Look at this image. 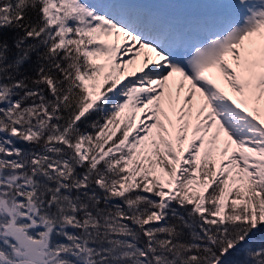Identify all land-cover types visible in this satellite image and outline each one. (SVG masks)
I'll return each instance as SVG.
<instances>
[{
    "label": "snow or ice",
    "instance_id": "1",
    "mask_svg": "<svg viewBox=\"0 0 264 264\" xmlns=\"http://www.w3.org/2000/svg\"><path fill=\"white\" fill-rule=\"evenodd\" d=\"M0 264H264V0H0Z\"/></svg>",
    "mask_w": 264,
    "mask_h": 264
}]
</instances>
